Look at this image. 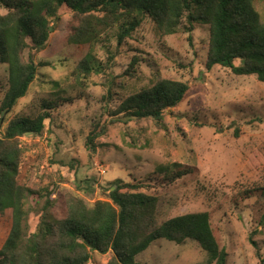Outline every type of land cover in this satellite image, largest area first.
I'll use <instances>...</instances> for the list:
<instances>
[{"label":"rangeland","instance_id":"374dc122","mask_svg":"<svg viewBox=\"0 0 264 264\" xmlns=\"http://www.w3.org/2000/svg\"><path fill=\"white\" fill-rule=\"evenodd\" d=\"M255 7L264 24V0H256ZM69 17L62 7L45 50L35 55V61L46 66L38 68L28 92L8 115L9 122L32 99L62 92L64 101L53 109L43 132L19 138L21 181L41 194L36 203L30 201V233L39 223L37 210L50 197L53 212L64 207L68 196L92 207L109 201L106 188L115 179L132 183L157 168H175L188 174L157 191V225L209 212L219 246L227 254L226 264H264V229H255L253 199L240 196L248 189H264V84L220 66L206 70V26L191 34L161 36L148 18L119 46L116 29L103 35L93 52L103 72L73 81L65 42ZM160 78L189 86L179 106L166 110L167 130L149 119L114 122L96 140V151L89 152L85 139L104 109H116L121 99ZM6 86V68L0 65V100ZM5 127L6 123L0 124V138ZM111 257L92 253L88 264H109ZM206 260L193 242L176 246L163 239L136 256V264H205Z\"/></svg>","mask_w":264,"mask_h":264},{"label":"trees","instance_id":"16d2710c","mask_svg":"<svg viewBox=\"0 0 264 264\" xmlns=\"http://www.w3.org/2000/svg\"><path fill=\"white\" fill-rule=\"evenodd\" d=\"M255 2L0 0V10L5 11L0 12V65L5 66L7 73V86L0 100V124L6 123L0 138V264H88L92 253H111L109 264H136V256L162 239L176 246L193 242L207 256L205 264H226L227 254L219 246L211 213L185 214L157 225V191L188 174L175 168H157L132 183L115 179L106 188L109 201H98L92 207L68 196L64 207L53 212L55 206L50 197L37 210L39 223L30 233V201L36 203L41 194L21 181L19 138L43 132L53 109L64 101L59 96L62 92L32 99L9 122L8 115L28 92L38 68L46 66L37 63L35 55L45 50L62 7L70 12L65 42L66 57L73 64V81L103 72L93 56L103 35L116 29L114 36L119 46L148 18L161 36L191 34L198 26H206L205 69L220 66L235 76H254L264 84V24ZM110 55L109 60L113 57ZM188 90L185 82L160 78L129 94L116 109H104L85 139L86 149L94 153L96 140L114 122L149 119L166 131V110L178 107ZM108 99L111 101L112 96ZM234 134L238 136L237 131ZM240 196L243 200L253 199L255 229H264V189H248ZM251 244L260 258L257 244Z\"/></svg>","mask_w":264,"mask_h":264}]
</instances>
